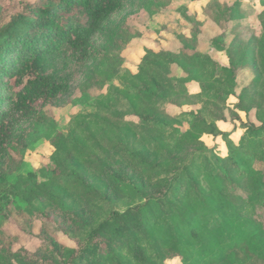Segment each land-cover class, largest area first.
<instances>
[{
	"label": "trees",
	"instance_id": "16d2710c",
	"mask_svg": "<svg viewBox=\"0 0 264 264\" xmlns=\"http://www.w3.org/2000/svg\"><path fill=\"white\" fill-rule=\"evenodd\" d=\"M253 1L237 0L228 5L213 0L204 14L217 29L215 36L207 40L203 23L196 24L188 36H179V45L175 49L161 53L147 51L138 75L128 74L125 78L124 94L132 113L117 114L124 121L132 116L138 118L140 126L134 129L135 138L147 134L149 148L152 147L154 152L164 149L159 137H164L167 129L174 126L173 120L185 113L183 106L189 95L186 92L189 81L214 92L220 105L231 95H252V87L264 81L260 65L264 47L258 43L264 36V10L257 12L252 6ZM123 2L22 1L5 23L0 21V214L4 208L5 219H10L5 209H15L16 200H21L28 204L25 211L40 216L48 229H61L47 206L37 210L31 204L35 199H45L53 209L69 213L71 206L65 201V193L69 191L74 192L79 202L90 203L97 196L102 198L99 188L81 175L76 164L78 160L106 177L117 190L121 189V183L128 187L133 184L146 187L153 181L156 191L144 204L124 212L113 211L95 223L84 239L76 240V248L61 246L56 239L49 240V234L36 235L24 223L20 226L22 231L42 241L48 250L44 255L23 250L14 252L12 245L4 244L0 250V264H167L166 260L170 258L189 260L199 256L209 259L213 255H219L224 264H241L239 251L249 257L262 241L264 170H255L253 166L257 161L264 164V124L249 128L238 146L225 135L228 146L235 153L222 160L236 170L237 180L230 179L228 184L214 168L216 165H221L223 171L228 168L223 162L220 164L217 149L210 150L214 154L211 160L200 161L201 153H188L185 158L189 160L185 161L179 156L151 161L144 150L133 149L126 143L127 134L121 138L113 134L119 122L111 125L109 118L91 115L77 119L72 137L64 138L59 134L53 142L56 148L54 169L31 173L15 185L7 182L13 167L20 165L21 153L27 148L26 142L31 135L24 125L38 115V105L52 104L66 91L64 83L44 74L48 60L63 50L80 63L98 59L102 54L97 45L98 38L108 32L109 24L123 9ZM260 4L264 8V0ZM251 6L253 10L249 12ZM251 16L255 17L254 22L250 21ZM251 29L255 36L253 45H247L243 40L237 42V38ZM230 37L233 38L229 41ZM205 41L216 52L201 51L200 43ZM217 51L227 54L228 66L219 62ZM249 73L255 75L252 87L248 86L250 83L246 85ZM169 110L174 113L171 115ZM203 127L210 126L199 114L195 115L193 127L181 133L178 139L188 146L198 144L205 133ZM103 149L109 150L111 163L98 160L97 153ZM201 163L206 164L200 167ZM120 164L124 168L114 169ZM129 167L140 173L143 178L140 183H135L134 178L128 182L123 180L129 176L125 170ZM200 168L204 169L202 177L210 183L211 194L205 193L207 190L195 176ZM225 175L230 177L231 173L226 171ZM182 185L189 190L182 192ZM237 191L242 193L232 194ZM209 213L220 214L223 221L209 229ZM228 217L232 221H227ZM228 237L233 241L228 242ZM237 248L241 249L237 252Z\"/></svg>",
	"mask_w": 264,
	"mask_h": 264
},
{
	"label": "rangeland",
	"instance_id": "374dc122",
	"mask_svg": "<svg viewBox=\"0 0 264 264\" xmlns=\"http://www.w3.org/2000/svg\"><path fill=\"white\" fill-rule=\"evenodd\" d=\"M22 1L40 2V0H0V21L5 23L18 10ZM212 1L124 0L123 9L109 24L108 32L98 38L97 45L102 50L98 59L87 64L80 63L74 60L67 50H63L57 57L49 59L45 65L44 74L51 75L59 83H64L67 86L66 91L59 95L52 104L38 105V115L24 125L23 128L27 129L31 135L26 142L27 148L23 149L21 153L20 165L13 167L14 171L9 175L7 182L10 185H15L31 173L54 169L56 148L53 142L57 140L59 134L64 138L72 137L71 132L77 119L86 115L99 118L107 117L111 125L115 123L118 125L119 122L113 134L119 138L125 137L127 134L124 138L126 143L133 149L144 150L151 161L171 160L174 156L184 159L188 153H201L203 157L200 161L211 160L214 158V154L210 150L217 149L218 156L216 157L221 158L220 164H222V159L230 153H235V150L228 146L225 135L234 146H238L241 137L249 128L253 129L264 124V81L254 85L255 75L252 73H249L250 76L247 77L246 82V85L250 83L248 86L252 87L253 84L255 87H252V95L251 93L242 97L231 95L222 105L215 97L214 92L201 89L198 83L187 82L186 92L189 95L187 103L183 106L185 113L173 120L174 126L167 129V134L164 137H159L165 147L158 152H154L152 147H148L147 134L134 137V129L140 126L138 118L132 116L124 121L122 117L117 116L120 113L130 115L132 113L131 104L124 94L127 82L125 78L128 77V74L138 75L147 51L161 53L164 50L175 49L179 45V36H188L192 32L191 29L197 26L196 24L203 23L205 34L208 36L207 40L217 34V29L204 14L205 9ZM219 1L232 5L237 0ZM260 2L261 0H254L252 4L257 12L264 10ZM252 6L248 9L249 12L253 10ZM250 21L254 22L255 17L251 16ZM253 31L251 29L244 36L237 38V42L243 40L247 42V45H253L255 41V36L251 34ZM233 37L228 38L229 41ZM258 43L260 47H264V36L261 41L259 39ZM199 49L203 52H216L208 41L200 43ZM216 54L222 65H229L226 53L217 51ZM260 65L261 70L264 71V58ZM174 74L177 75V73ZM170 110L169 113L172 115L174 112H170ZM198 114L210 127H203L205 133L201 135L200 143L189 146L182 144V140L178 139L179 135L193 127L195 115ZM132 121H136V123ZM128 132H131L130 135ZM179 143H181V148L183 147L182 150H180ZM109 154L108 149H103L102 152L97 153L98 160L101 163H111ZM15 157L19 159L20 155ZM192 158L193 156L190 159ZM185 160L189 159L185 158ZM226 163L227 161L223 162L227 165ZM76 164L81 175L99 188V192L103 195L102 198L97 196L90 203L79 202L74 192L69 191L65 193L66 204L71 206L69 213L53 209L45 199H35L31 206L37 210L47 206L51 217L60 224L61 229L53 231L40 220V216L25 211L28 204L16 200L15 209H5L10 219H5L4 208L0 214V250L2 245L10 244L14 252L23 250L29 254H45L48 247L42 241L24 233L20 228L24 223L36 235L46 236L49 234V240L56 239L61 246L76 248V240L84 239L95 223L101 222L113 211L124 212L131 207L144 204L149 195L156 191L153 181H149L146 187H139L136 184L128 187L125 183H121V189L117 190L110 185L106 177L94 172L83 161L78 160ZM205 164L201 163L200 167ZM227 167L225 171L220 169L221 165H216L214 168L216 173L221 175L228 184L230 179L236 180L234 173L236 170L230 163ZM120 168L124 167L120 164L114 169ZM253 168L259 171L264 170V164L257 161ZM125 170L129 175L123 179L125 182L131 178H134L137 184L142 181L143 178L137 170L131 167L129 170L127 168ZM226 171L231 173L230 177H226ZM203 172L204 169L200 168L196 170L195 176L199 177L200 183L207 190L205 193L211 194L210 183L202 177ZM243 184L246 187L245 177H243ZM186 190L189 188L182 185L181 191ZM241 193L242 191L232 192L233 195ZM198 195L201 196V193ZM98 198H101L100 201ZM254 220H257L256 217ZM221 221L223 220L220 214L209 213L207 216L209 229L217 226ZM227 221H232V218L228 217ZM247 228L249 227H245V229ZM14 238L17 241H14ZM227 241L232 242L233 239L228 237ZM240 249L237 248V252ZM238 255V260L242 261L241 264H264V233L255 253H250L247 257L242 251H239ZM166 262L167 264H224L219 255H213L209 259L199 256L189 260H186L185 257L170 258Z\"/></svg>",
	"mask_w": 264,
	"mask_h": 264
}]
</instances>
